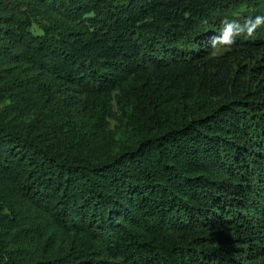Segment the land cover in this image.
Here are the masks:
<instances>
[{
    "label": "trees",
    "instance_id": "trees-1",
    "mask_svg": "<svg viewBox=\"0 0 264 264\" xmlns=\"http://www.w3.org/2000/svg\"><path fill=\"white\" fill-rule=\"evenodd\" d=\"M257 17L0 0V264H264Z\"/></svg>",
    "mask_w": 264,
    "mask_h": 264
},
{
    "label": "clouds",
    "instance_id": "clouds-1",
    "mask_svg": "<svg viewBox=\"0 0 264 264\" xmlns=\"http://www.w3.org/2000/svg\"><path fill=\"white\" fill-rule=\"evenodd\" d=\"M262 23H264V17H257L256 20L254 22H252L251 25L248 27L249 30H248L247 36L251 37L253 32L255 31L256 27L260 26ZM229 34H230V31L226 29L225 30V36H224V41H227L226 44L224 43V41H220L217 38H215V39L222 44L230 46L233 43L228 40Z\"/></svg>",
    "mask_w": 264,
    "mask_h": 264
},
{
    "label": "rangeland",
    "instance_id": "rangeland-1",
    "mask_svg": "<svg viewBox=\"0 0 264 264\" xmlns=\"http://www.w3.org/2000/svg\"><path fill=\"white\" fill-rule=\"evenodd\" d=\"M113 125H114V122H113V121H111V122H110V128H112V127H113Z\"/></svg>",
    "mask_w": 264,
    "mask_h": 264
}]
</instances>
